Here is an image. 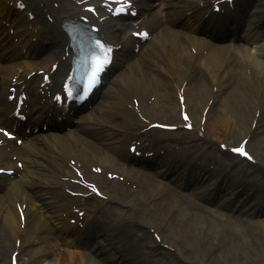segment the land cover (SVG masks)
Returning <instances> with one entry per match:
<instances>
[{
	"label": "bare ground",
	"instance_id": "obj_1",
	"mask_svg": "<svg viewBox=\"0 0 264 264\" xmlns=\"http://www.w3.org/2000/svg\"><path fill=\"white\" fill-rule=\"evenodd\" d=\"M79 1L28 0L29 6L37 13L36 19L42 20L41 26H35L33 31L45 35H55L58 32L57 23L60 22L62 16L69 12L77 13L80 11L77 6ZM215 1L217 0H162L159 8H161V4L166 6V13L159 16L158 13L153 12L155 8L154 0H135L141 8L142 16H146L143 23L150 30L154 29L156 31L155 43L160 42L159 48L161 51L154 52L150 47L151 58L149 63L142 62L144 69L141 66H136V69L135 66H132L128 70L125 79L118 76L117 80H114L121 84L119 88H116L117 91L127 90V101L126 103H113L107 100L100 103L97 108L100 115L96 119H91L88 125L81 128L82 132L90 134L95 141L87 140L80 134L73 132L64 138L54 137L52 141L61 140L60 142L73 143L72 148H69L67 153L63 151L59 153V142L53 145L47 142L50 140L45 141L53 148L54 156L45 155L44 149H40L36 144L34 152L37 156L27 163H32V171H34L37 178L31 181H23L26 193L17 189L14 193L30 196L31 190L37 189L42 195L51 194L53 196L52 202L43 203L47 210V216L57 222L56 227L61 232H67L70 226L63 220V215L72 214V209H64L65 206L59 205V203L79 201V197H72L69 193L71 192L70 189L73 192L75 191L74 186L69 181H61V178L72 176L71 168H69L66 161L67 158L75 159L77 167H82L86 174L87 165L93 166L96 164V166L102 165L104 168H112L116 173L123 175L124 179L123 182H115V185H118L114 187L116 191L109 195L107 199L121 201L122 203L129 202L134 206H137L135 202L133 203L134 199H139L144 206L143 210H139L142 214L139 220L135 219L136 221L142 222L144 217L153 213L157 218V222L154 225L151 224L149 228L165 227L175 240H182L184 247L194 248L191 236H188L187 228L179 227L184 220L180 217L177 222L172 218L175 211L183 209L179 205L182 196L174 190H169L167 184L156 181L150 174H146L144 177L132 174L130 169L120 168L112 159L113 157L108 154V151L116 153L117 158L124 160L127 154L119 148L120 140L115 142V146H112L109 139L119 133L123 134L122 136L133 137L137 135L138 126L146 127L142 123L138 124L137 127H132L131 125L135 124L133 120H130L129 123L122 121V127L119 124L111 125V120L120 115L115 114L114 107L126 113L129 118L142 112H144L143 114L145 112L150 113L151 110L154 111L153 106L155 105L157 108L163 109L164 112V109H166V95L174 96L182 93L185 99L182 104L185 106L187 113L194 115V106L198 105V113L201 118L207 110L204 115L205 136L219 135L223 133L225 127L235 125L240 129L242 135L249 137L248 143L252 148L251 150L255 152L256 158H260L257 155L258 151L255 144H251L250 140L257 138L264 132V95L261 92V87L264 86V68L261 69V67L264 63L259 59L260 55H264V48L261 46L260 49L255 48L252 51L243 45H236L233 51H230L227 46H211L202 40L195 43V40L173 30L177 17L186 16L185 21L191 22L205 11H208ZM254 1L256 2L254 17L261 20L264 18V0H243L244 6ZM5 2L0 0V9L7 8ZM54 3H58L57 8H54ZM28 11L31 12V9L28 8ZM47 17H51L53 21L50 23ZM191 48L196 51L195 55L191 53ZM204 51L205 53H203ZM175 77L178 78L177 81L174 80ZM250 81H253L255 86L252 91L247 89V84H251ZM177 99L178 108H181L182 104L180 105ZM135 104L138 105L136 110L133 107ZM102 113L105 114L104 117L101 115ZM123 127L124 129H122ZM44 157L48 161V177L52 178L47 180V183L41 181V174L37 171L41 168L39 159ZM176 163L177 161H173L169 166V170ZM165 173L166 171H164ZM226 181L232 182L234 180L226 178L219 181L217 179V183L207 186L206 191L213 193V189L217 187L224 186L225 188ZM169 182L176 189H179L182 185L173 179ZM41 183L43 185H40ZM215 185L216 187H214ZM242 187L243 183L238 182L227 189L229 191L227 192L225 204L230 203L232 197ZM11 193L12 189L8 195ZM129 195H134V197L128 200ZM24 196L13 198L7 202V206H0V237L1 234L3 236V240H0V262L8 258L11 252H18L14 243L15 239L20 238L23 239L22 244L29 242L33 244L34 248L28 252L27 259L20 257L18 264H122L123 262L137 264V257L134 258L132 252L128 253L129 248L126 243L121 242L119 234L114 231V228L111 231L104 228L103 232L96 233L102 239L89 254H76V256H73L70 251H60L55 244L43 246L45 245V239L42 233L44 230H50L51 228L47 229L41 225V221L45 223V218H35L40 213L39 211L43 209L36 210L29 202L26 206L22 205L25 203L23 199H26ZM4 197H0V205L4 204ZM53 202H56V205H53ZM15 204L20 205L23 209L25 216L23 229L20 228L21 221L18 212L16 213ZM92 206L94 212L100 208L98 205ZM198 206L207 209L206 206L197 201L194 202V205L190 204L192 209H197ZM136 211L139 216V211ZM49 226L51 227V225L47 227ZM155 231L158 232L156 229ZM5 236L7 238L11 236L15 239H12V242L8 241L7 244L4 239ZM178 251L180 255H183L184 250L182 247L178 248ZM213 254V252L209 254L203 249H196L193 262L196 264H228L226 259ZM99 256L103 257L96 260L95 257ZM84 258H87V263L83 262ZM139 264L141 263L139 262Z\"/></svg>",
	"mask_w": 264,
	"mask_h": 264
},
{
	"label": "rangeland",
	"instance_id": "obj_2",
	"mask_svg": "<svg viewBox=\"0 0 264 264\" xmlns=\"http://www.w3.org/2000/svg\"><path fill=\"white\" fill-rule=\"evenodd\" d=\"M229 129L232 132L227 134V138L234 139V142H236L242 136L240 129L235 125H231ZM259 136L254 144L264 165V133ZM129 209L122 204H119L116 208L120 212L124 210H128L129 212ZM243 212L245 211L240 209L224 225L219 222L215 224L208 222L206 224L207 228L202 229L201 224L198 223L197 231H193V226L187 227L194 248L187 247L184 249L185 254L183 253L182 264H196L193 262L196 249H203L209 254L213 252V255L226 259L228 264H264V226L258 223L250 224L246 221L249 216ZM130 216L133 217L134 215ZM118 219L119 216L115 214L111 217V220ZM125 233L128 234V232ZM200 233L204 242L200 239ZM124 237L126 238V236ZM173 242H175L178 248L179 245H177L176 241ZM161 256L163 264H177V260L172 251L166 249L165 254Z\"/></svg>",
	"mask_w": 264,
	"mask_h": 264
},
{
	"label": "snow or ice",
	"instance_id": "obj_3",
	"mask_svg": "<svg viewBox=\"0 0 264 264\" xmlns=\"http://www.w3.org/2000/svg\"><path fill=\"white\" fill-rule=\"evenodd\" d=\"M240 152L241 155H246V153H244L242 150H238Z\"/></svg>",
	"mask_w": 264,
	"mask_h": 264
}]
</instances>
